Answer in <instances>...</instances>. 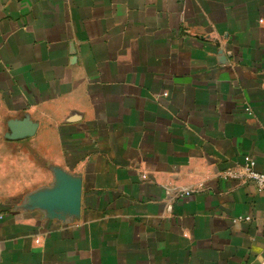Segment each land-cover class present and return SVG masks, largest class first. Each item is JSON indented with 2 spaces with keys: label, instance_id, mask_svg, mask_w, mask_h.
I'll return each instance as SVG.
<instances>
[{
  "label": "crops",
  "instance_id": "1",
  "mask_svg": "<svg viewBox=\"0 0 264 264\" xmlns=\"http://www.w3.org/2000/svg\"><path fill=\"white\" fill-rule=\"evenodd\" d=\"M244 156L264 0H0V264H264ZM67 179L75 214L43 204Z\"/></svg>",
  "mask_w": 264,
  "mask_h": 264
},
{
  "label": "water",
  "instance_id": "2",
  "mask_svg": "<svg viewBox=\"0 0 264 264\" xmlns=\"http://www.w3.org/2000/svg\"><path fill=\"white\" fill-rule=\"evenodd\" d=\"M10 128L13 131L12 135H10L11 138L18 137L19 135L28 136L33 134L35 124H31L27 121L11 122ZM15 131L18 132L19 135H16ZM78 193H79L78 183L67 179L64 180L58 188L52 191L50 195L51 197H54L55 199L58 200L54 202H51L50 200L48 202H44L43 204L49 208L53 205L55 207L58 206L59 208L67 207L72 214H75L78 210ZM61 195H63L62 198H60Z\"/></svg>",
  "mask_w": 264,
  "mask_h": 264
},
{
  "label": "built area",
  "instance_id": "3",
  "mask_svg": "<svg viewBox=\"0 0 264 264\" xmlns=\"http://www.w3.org/2000/svg\"><path fill=\"white\" fill-rule=\"evenodd\" d=\"M223 176L225 178L242 180L247 179L253 181L258 188H264V173L257 170L255 160L250 156H244V160L241 164V167L237 170L228 169L223 172ZM190 190L185 189L181 195H188ZM249 216H238L237 218L233 219V221H238L242 219L248 220Z\"/></svg>",
  "mask_w": 264,
  "mask_h": 264
}]
</instances>
